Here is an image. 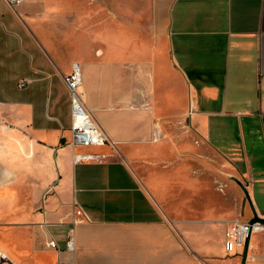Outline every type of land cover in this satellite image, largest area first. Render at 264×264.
I'll return each mask as SVG.
<instances>
[{
	"label": "crops",
	"instance_id": "crops-1",
	"mask_svg": "<svg viewBox=\"0 0 264 264\" xmlns=\"http://www.w3.org/2000/svg\"><path fill=\"white\" fill-rule=\"evenodd\" d=\"M97 4L82 18L73 0H0V216L13 237L0 252L13 264H247L257 232L231 254L224 233L252 207L264 217V0ZM73 62L116 142L78 148L101 161H72ZM212 151L230 176H209ZM169 162L171 182L146 176Z\"/></svg>",
	"mask_w": 264,
	"mask_h": 264
},
{
	"label": "built area",
	"instance_id": "built-area-1",
	"mask_svg": "<svg viewBox=\"0 0 264 264\" xmlns=\"http://www.w3.org/2000/svg\"><path fill=\"white\" fill-rule=\"evenodd\" d=\"M19 0H8L11 6L18 3ZM64 81L68 88L70 100V138L68 144L73 148L72 161L73 163L85 161H101L106 155L97 152H82L80 147L103 146L106 144L116 148V142L107 134V132L96 122L90 111L84 104L82 98L81 72L77 62H73L71 72L64 76ZM29 80L20 79L18 86L23 88L27 86ZM80 214V211H77ZM264 230V224L260 222L234 221L228 225L224 233V249L227 254L235 251V248L241 245H248L250 236L253 233ZM46 247L59 251L57 241L50 238L46 242ZM65 250L74 252L76 250V239L73 230L69 231L65 239ZM0 264H13L10 259L0 252ZM58 264H75L73 261H59Z\"/></svg>",
	"mask_w": 264,
	"mask_h": 264
},
{
	"label": "rangeland",
	"instance_id": "rangeland-1",
	"mask_svg": "<svg viewBox=\"0 0 264 264\" xmlns=\"http://www.w3.org/2000/svg\"><path fill=\"white\" fill-rule=\"evenodd\" d=\"M73 1L78 4L77 12L79 14V17L84 18L87 17L93 11V9L97 10V6H98L97 3H99L100 5H104L106 4L107 0H73ZM69 11L76 12V9L72 8ZM185 143H186V139H185ZM171 159L172 158H170V160ZM181 160H185V162L187 163V161L190 160V158L187 153H184ZM206 162L211 166L209 176L212 179L216 177L219 178L220 176H230L229 172L228 174L227 172L224 171V169H222L220 156L216 154L214 151L211 152V156L209 160L208 159L206 160ZM195 164H196V169H195L196 175L199 176L198 172L199 173L201 172L200 174L203 176L202 174L204 170L203 162L196 160ZM189 167L190 165H185V170L182 171L181 175L187 177L189 175ZM175 171L176 170L172 168L171 162L167 164L160 163L155 167V169L148 170L146 172L147 173L146 176L150 177V174L153 173L152 175L153 179L156 177H163L169 180V182H171L172 178L175 176L174 174ZM206 171H208L207 168ZM190 173H193V170L191 171L190 169ZM205 176H208L207 172ZM167 188L168 189L165 190V192L168 191L171 192L172 185L169 183ZM216 188L218 190L219 186H217ZM245 203H246V198H245ZM11 222H12L11 216L9 217L0 216V250H6L8 253H11L12 244H13V237L11 231H9V229L12 226ZM245 255L247 257V264H264V230L257 232V240L255 242V246H252V249H249V251H247Z\"/></svg>",
	"mask_w": 264,
	"mask_h": 264
},
{
	"label": "water",
	"instance_id": "water-1",
	"mask_svg": "<svg viewBox=\"0 0 264 264\" xmlns=\"http://www.w3.org/2000/svg\"><path fill=\"white\" fill-rule=\"evenodd\" d=\"M244 192H245L246 196L248 197V193L245 189H244ZM249 201H250V199H249ZM250 204H251V201H250ZM252 212H253V216H252L250 222H252V223L253 222H260V223L264 224V217H260L253 207H252Z\"/></svg>",
	"mask_w": 264,
	"mask_h": 264
}]
</instances>
